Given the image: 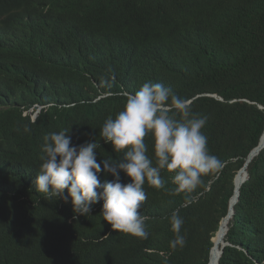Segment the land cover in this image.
<instances>
[{
    "label": "trees",
    "instance_id": "1",
    "mask_svg": "<svg viewBox=\"0 0 264 264\" xmlns=\"http://www.w3.org/2000/svg\"><path fill=\"white\" fill-rule=\"evenodd\" d=\"M146 81L207 116L223 168L187 202L166 171L163 188L146 183L141 239L113 231L103 201L74 218L34 181L48 133L70 129L73 145L99 144L98 162L117 159L100 129ZM261 138L264 0H0V264H264ZM177 209L186 243L172 250Z\"/></svg>",
    "mask_w": 264,
    "mask_h": 264
},
{
    "label": "clouds",
    "instance_id": "2",
    "mask_svg": "<svg viewBox=\"0 0 264 264\" xmlns=\"http://www.w3.org/2000/svg\"><path fill=\"white\" fill-rule=\"evenodd\" d=\"M102 83L110 86L107 78ZM124 96L123 109L114 117L109 116L100 129L104 143L112 146L116 156L121 155L98 162L97 142L73 145L68 135L70 129L48 133L43 137V154L34 186L36 192L45 194V200L70 202L74 218L88 216L92 206L103 201L100 215L113 231L146 239L148 218L140 211L147 199L144 185L163 188L161 172L166 171L172 174L174 185L170 194L182 195L187 202L190 194L203 184L204 177L222 170L223 162L209 152L208 138L202 131L207 116L194 113L187 98L152 81ZM24 131L29 132L30 128L25 126ZM146 137L151 140V157ZM121 172L129 183L120 182ZM101 173L114 179L102 183ZM166 219L174 233L170 248L183 247L184 221L179 209Z\"/></svg>",
    "mask_w": 264,
    "mask_h": 264
},
{
    "label": "water",
    "instance_id": "3",
    "mask_svg": "<svg viewBox=\"0 0 264 264\" xmlns=\"http://www.w3.org/2000/svg\"><path fill=\"white\" fill-rule=\"evenodd\" d=\"M264 146V141L262 140V138H261V140H260V144H259V146L256 148V150H255V152L252 154V155H254V154H256L262 147ZM251 155V156H252ZM250 156V157H251ZM249 157V158H250Z\"/></svg>",
    "mask_w": 264,
    "mask_h": 264
}]
</instances>
